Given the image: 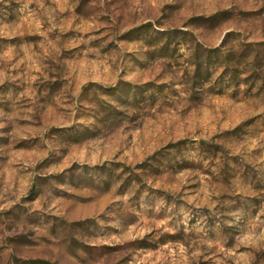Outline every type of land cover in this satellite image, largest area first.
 Returning <instances> with one entry per match:
<instances>
[{"label": "rangeland", "instance_id": "374dc122", "mask_svg": "<svg viewBox=\"0 0 264 264\" xmlns=\"http://www.w3.org/2000/svg\"><path fill=\"white\" fill-rule=\"evenodd\" d=\"M0 264H264V0H0Z\"/></svg>", "mask_w": 264, "mask_h": 264}, {"label": "trees", "instance_id": "16d2710c", "mask_svg": "<svg viewBox=\"0 0 264 264\" xmlns=\"http://www.w3.org/2000/svg\"><path fill=\"white\" fill-rule=\"evenodd\" d=\"M213 17H217V15L213 16Z\"/></svg>", "mask_w": 264, "mask_h": 264}]
</instances>
